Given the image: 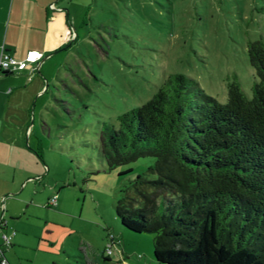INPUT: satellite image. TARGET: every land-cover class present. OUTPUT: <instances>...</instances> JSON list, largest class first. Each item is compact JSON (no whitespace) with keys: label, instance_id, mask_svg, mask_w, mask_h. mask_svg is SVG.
I'll return each mask as SVG.
<instances>
[{"label":"rangeland","instance_id":"rangeland-1","mask_svg":"<svg viewBox=\"0 0 264 264\" xmlns=\"http://www.w3.org/2000/svg\"><path fill=\"white\" fill-rule=\"evenodd\" d=\"M70 4L80 14L79 38L56 53L61 60H56L54 80L41 99L46 112L38 127L47 140V171L36 182L34 201L40 206L32 203L19 223L30 232L26 245L19 247L22 262L166 264L154 258V234L126 229L115 210L124 189L156 157L140 156L109 168L98 156L103 122L117 124L122 112L150 99L175 72L197 78L221 102L227 101L228 82L236 76L252 95L257 74L249 42L264 39V0ZM0 183H9L2 173ZM46 187H54L53 193L61 189L65 203L50 206L46 198L39 200ZM3 207L0 213L5 203ZM2 235L0 228L3 241Z\"/></svg>","mask_w":264,"mask_h":264},{"label":"trees","instance_id":"trees-1","mask_svg":"<svg viewBox=\"0 0 264 264\" xmlns=\"http://www.w3.org/2000/svg\"><path fill=\"white\" fill-rule=\"evenodd\" d=\"M248 55L257 74L252 95L236 76L221 102L175 72L117 124L103 122L98 156L109 168L156 157L115 210L126 229L154 234L157 261L264 264L263 38L249 42Z\"/></svg>","mask_w":264,"mask_h":264},{"label":"crops","instance_id":"crops-1","mask_svg":"<svg viewBox=\"0 0 264 264\" xmlns=\"http://www.w3.org/2000/svg\"><path fill=\"white\" fill-rule=\"evenodd\" d=\"M69 1L0 0V58L3 49L18 59H25L31 51L38 56L22 69L0 71V174L9 182L0 183V208H4V203L6 207L0 213V220L7 222L0 228L2 233L12 235V244L3 246L9 264H23L19 247L26 245L30 232L20 229L19 223L32 203L40 206L34 201L39 195L36 182L47 171L44 166L48 161L47 140L38 127L46 112L41 99L54 80L56 60H61L56 53L79 38L80 14ZM54 149L52 143L51 151ZM48 170L51 171V166ZM54 190L46 187L39 200L46 198L47 205L51 206L50 198L57 195L56 205H63L65 196L61 189L56 193ZM17 201L22 204L19 209ZM0 245H3L2 239Z\"/></svg>","mask_w":264,"mask_h":264},{"label":"built area","instance_id":"built-area-1","mask_svg":"<svg viewBox=\"0 0 264 264\" xmlns=\"http://www.w3.org/2000/svg\"><path fill=\"white\" fill-rule=\"evenodd\" d=\"M51 6L56 7L55 3H51ZM73 36H75V34H73ZM32 53L33 51L29 52L25 59H18V58H15L13 55L5 52V50L3 49L1 53V58H0V71H3V72L13 71L14 72L18 69H22L26 67L27 65L29 66V61H32L38 58V56H35ZM50 202L52 203V205H56L58 202L57 195H53L50 198ZM6 223L7 222L5 219L0 220L1 227H4ZM15 232L16 230H14L12 234H14ZM2 238H3V245H0V264H9L8 262L9 260L5 254L3 246L7 245L8 247L12 244V235L8 234L7 232H3ZM111 250H112V247H110L108 252H111Z\"/></svg>","mask_w":264,"mask_h":264}]
</instances>
